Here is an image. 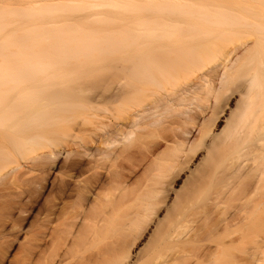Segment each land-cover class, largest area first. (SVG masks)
I'll return each mask as SVG.
<instances>
[{"label":"bare ground","instance_id":"obj_1","mask_svg":"<svg viewBox=\"0 0 264 264\" xmlns=\"http://www.w3.org/2000/svg\"><path fill=\"white\" fill-rule=\"evenodd\" d=\"M41 1L0 8V264L42 190L13 264H264V0ZM96 4L139 22L109 32L55 20ZM114 10L89 18L114 24ZM192 189L213 192L173 240Z\"/></svg>","mask_w":264,"mask_h":264},{"label":"rangeland","instance_id":"obj_2","mask_svg":"<svg viewBox=\"0 0 264 264\" xmlns=\"http://www.w3.org/2000/svg\"><path fill=\"white\" fill-rule=\"evenodd\" d=\"M26 1L28 2V4H27ZM47 1H48L49 4L52 3V2L53 3L56 2V4H57L56 6H59L61 3L63 4V2H65V4H66L67 0L66 1H64V0H60V1L59 0H46V2ZM61 1H63V2H61ZM82 1H83V4H84V2L87 3V1H89L90 3L91 2L101 3L100 0H81V2ZM127 1L129 2L130 0H127ZM37 2H38V5H40V3L42 1L41 0H39V1L38 0H0V6H1L0 8H4L5 9V7H3V5L9 6V5H12L11 3H14L15 5L14 4L13 5L15 7L16 6L17 7H21L22 10H23L25 6H27V5L31 6V4L32 5L34 3L37 4ZM57 2H61V3L58 4ZM81 2H79V4L78 3L77 4L71 3V5L72 6H74V5L79 6V5H81ZM124 2H126V0ZM43 3H45V1H43L41 3V5H43ZM65 4H63V5H65ZM67 4H68V2H67ZM140 6L142 7V5H140ZM12 8L13 7L10 6V9H12ZM21 8H20V10H21ZM6 9H8V7H6ZM113 9H115L114 13L116 11L115 14L112 12L113 15H115V16L117 15V17H118L117 21L114 24H101V23H98V22H94V21H96L97 16H94V18L96 17L95 20L93 18H91V17H90L91 19L89 18V15L92 12H95V11L97 12V10H99L100 12L101 11H103V12L105 11V13H106L107 11L109 12V10H113ZM93 10H95V11H93ZM57 14L58 15L55 18V20H56V22H57V24L59 26H66V25H69V24H72V23H80V22L84 21L83 23H85L90 28L103 29V30L106 29L109 32H111L112 30L121 32V31L127 30L128 28L135 29V25L138 24V22H139V19L137 18L138 17V11H136V10L134 11L133 9H128V8L127 9H117V8H113V7L108 6V5H100V4H98V5L96 4V6H93V7L92 6H87V8L74 11L70 15H66L65 13H63L62 10L58 11ZM101 16L102 15H100V17L99 16L98 17L99 18H104V16H102V17ZM45 19H47L48 22H49L47 25L49 27H52L53 23H51V22H52V20L54 18L52 19L51 17H45ZM247 35L251 36V37H255V36H253V34L249 35V33H248ZM240 41L241 40H238L236 42H232V47L237 45V44H234V43H239ZM263 68L264 67H262V66L258 67V69H259L258 77H257L258 80H263V78H264V69ZM252 73H255V71H252ZM240 81H243V79L240 80ZM233 97L234 98L229 101V104L225 108V111L222 114H220V117H219L220 119L217 122V128L220 129L219 131H221L223 129V127L225 126V121H226L225 119L228 116L227 112H230V109H232L236 105V102H237V98L236 97H237V95H235ZM209 111H210V109L208 110V112ZM207 113H205V114H207ZM205 114H199V117H201L202 115H205ZM195 127H197V125H195ZM195 127L192 128L193 129L192 136H194V137L190 136V137H192V140H193V138L195 139V137L198 135V132H199ZM254 133L255 134L257 133V134L254 135L253 137L259 136L258 132H254ZM200 152H201V155L199 156V158H201L205 154V152H206L205 148H203ZM234 156L235 155H233L232 153H228L227 155H225V156L220 158V161H219V163L217 165V173H218V175L228 173L227 169H228V167L230 165L233 164V161L235 160ZM61 158L63 159L64 157L61 156ZM194 162H195V158L193 160H191V162L188 163L186 165V167L181 171L179 179L175 182V184L173 186L175 188V190L176 189H180L183 186L185 180L187 179V177L189 175L190 167H192V164ZM250 163H253V161L249 160L247 162V164H250ZM142 170H139V174L142 172ZM206 189H207V187H205V190ZM172 191L173 190H171L170 193H169V199L168 200H170V199L173 200V198L175 197V192L173 193ZM41 192H42V194H41V196L39 197V200H38L39 201V206L34 208V213L32 215L31 214L30 215L26 214L27 216L24 217L25 219L22 220V221L20 220V222L17 225V228L14 229V231H16L15 235L17 236V238L15 236H14V238L17 239L16 240L17 242L15 241V244L13 243L14 245H12L10 247L9 252L7 253V257L12 259V261H11L12 263L8 262V264H13V261H15L14 259H18V257L20 258V256H22V254H23V243L22 242L23 241H21V240L24 238V236L26 234H27L28 237L30 236V231L32 230V225L37 221L38 218H42V215L40 213L41 212V206H42V204L45 203L44 200H45V197H46L47 193H45L46 192L45 190H42ZM208 192L207 193L205 191L202 192V190H201V191L195 193L193 191V189L191 190V193H190L189 197H186L184 204L179 208V210H181V213L178 216V223L176 225H173V228H172V239L173 240L179 239V237L182 236L184 233H186V231H188L190 228L197 227L201 223L200 217H201L202 213H199L198 211L200 210V212H201V210H202L201 206L203 207L204 204L208 202V200H206V197L207 196H211L213 191L210 190ZM235 202L236 201H227L225 203V206H227L228 210H234ZM16 211L17 210L14 211L15 216H18L19 212H16ZM161 213H162V216H163L165 214V211L162 210ZM21 215L24 216L25 214L23 213ZM19 225H21V226L18 227ZM23 228H24V230H21ZM169 253H170V251L168 249L164 248L159 254V258H158L159 261H163L165 259V257L167 256V254H169Z\"/></svg>","mask_w":264,"mask_h":264}]
</instances>
